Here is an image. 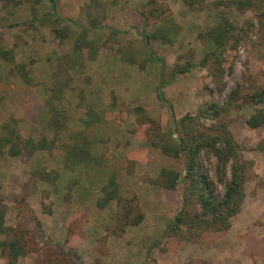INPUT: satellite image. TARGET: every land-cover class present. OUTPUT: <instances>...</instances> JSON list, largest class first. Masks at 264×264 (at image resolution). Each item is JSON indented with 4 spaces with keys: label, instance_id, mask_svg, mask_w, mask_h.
Here are the masks:
<instances>
[{
    "label": "rangeland",
    "instance_id": "1",
    "mask_svg": "<svg viewBox=\"0 0 264 264\" xmlns=\"http://www.w3.org/2000/svg\"><path fill=\"white\" fill-rule=\"evenodd\" d=\"M186 1L53 0L51 14L48 0H0V124L13 118L22 139L50 145L0 160V244L19 238L26 251L15 264H264V127L245 123L262 106L249 97L264 88V0L243 11L225 4L235 0ZM222 17L235 29L223 71L205 36ZM210 105L225 111L199 119ZM185 116L194 130L226 126L247 167L239 212L220 232L167 228L182 183L165 189L159 173L182 179L183 162L151 142H171L172 117Z\"/></svg>",
    "mask_w": 264,
    "mask_h": 264
},
{
    "label": "trees",
    "instance_id": "2",
    "mask_svg": "<svg viewBox=\"0 0 264 264\" xmlns=\"http://www.w3.org/2000/svg\"><path fill=\"white\" fill-rule=\"evenodd\" d=\"M48 1L53 11L54 2L53 0ZM256 1L235 0L228 1L225 4H234L237 9L243 11L254 8ZM185 2L191 5L190 2L186 0ZM222 2L219 1V4ZM51 14H54V11ZM53 17L58 20L55 15ZM234 30L232 24L225 17H222L217 24L205 33L215 49L209 56L215 60L219 70H222V49L228 43ZM56 34L59 36L58 31H56ZM153 37L155 36L153 35ZM144 39L147 47L149 38L144 36ZM162 40L167 39L163 37ZM2 57L7 61L11 60L9 58L10 54L7 52L2 53ZM208 58L206 56L203 62L205 63ZM146 60L152 61L149 53L146 55ZM187 70L188 67H185L180 69L178 73L183 74ZM159 89H161V85ZM232 95L234 101L238 97V91L233 90L230 96ZM158 98L171 109L161 91H159ZM249 98L255 106H262L256 113L246 118V125L251 129L264 127V88L255 90ZM211 107L210 105L201 111L199 119L200 117L207 119L210 116L212 120H218L220 114L225 111L218 105L212 107L213 111H209ZM135 110L139 115L142 114L141 109ZM193 120L189 116L179 120L172 117V129L169 133L171 142H167L166 137L161 136L160 133L156 134L157 137H155L160 143L157 141L151 142L163 155L183 162L184 175L182 179L180 173L174 170L162 169L159 173V186L165 189H177L178 184L182 183L181 206L167 228L171 232L186 228L187 231L193 232V235L194 232L206 230L220 232L229 227L230 219L239 212L244 198L243 186L247 167L241 160L238 145L226 126L220 125L217 130H214L213 128H201V125L197 123L195 124L196 130H194L190 128L194 122ZM143 122L149 129H159V125L146 116L143 117ZM49 147L48 141L44 138L38 141L22 139L17 129V121L13 118L0 124V160L6 154L14 158L23 155L31 156L35 152L47 150ZM67 150H69L68 155L73 156L75 160H84L83 155H80V148L67 147ZM201 154L208 162H212L213 176L203 170ZM219 189H221V194ZM109 200L110 198L106 197L101 206ZM125 215L130 218L129 210H126ZM141 219L142 217L139 215L136 218L128 219L127 224L135 226ZM1 220L0 217V233L2 232ZM0 246L4 252H7L9 264H15L18 257L26 254L23 242L19 238H14L10 242H2Z\"/></svg>",
    "mask_w": 264,
    "mask_h": 264
}]
</instances>
